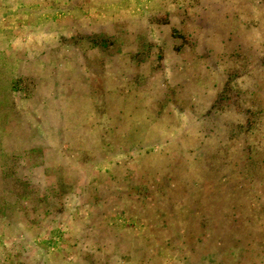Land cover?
<instances>
[{
	"label": "rangeland",
	"instance_id": "rangeland-1",
	"mask_svg": "<svg viewBox=\"0 0 264 264\" xmlns=\"http://www.w3.org/2000/svg\"><path fill=\"white\" fill-rule=\"evenodd\" d=\"M0 264H264V0H0Z\"/></svg>",
	"mask_w": 264,
	"mask_h": 264
}]
</instances>
